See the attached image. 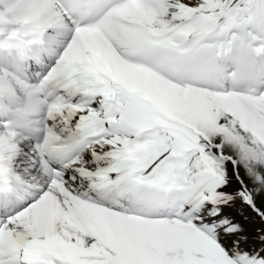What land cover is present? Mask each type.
Segmentation results:
<instances>
[{
  "label": "snow or ice",
  "instance_id": "1",
  "mask_svg": "<svg viewBox=\"0 0 264 264\" xmlns=\"http://www.w3.org/2000/svg\"><path fill=\"white\" fill-rule=\"evenodd\" d=\"M0 264H264V0H0Z\"/></svg>",
  "mask_w": 264,
  "mask_h": 264
}]
</instances>
